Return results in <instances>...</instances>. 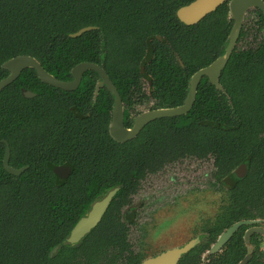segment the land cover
Returning a JSON list of instances; mask_svg holds the SVG:
<instances>
[{"label":"trees","instance_id":"1","mask_svg":"<svg viewBox=\"0 0 264 264\" xmlns=\"http://www.w3.org/2000/svg\"><path fill=\"white\" fill-rule=\"evenodd\" d=\"M192 1L0 0V80L8 75L2 64L18 55L35 58L60 81L70 80V70L79 63H98L113 75L112 79L117 76L119 91L125 86L122 78L127 79V73L139 74V67L143 66L161 86L174 89L170 92L175 93L179 88L182 100L188 84L181 80L175 56L184 64L182 70L189 79L223 53L233 25L227 18L228 1L195 25L182 24L176 11ZM251 13L256 20L243 24L237 44L221 72L219 82L224 91H217L204 77L187 115L157 120L131 142L114 143L117 148L102 158V168H107V173L90 175L74 168L72 175L62 181L53 175V164L39 172L29 169L18 182L1 166L4 147L0 143V264L138 263L128 253L119 208L127 203V193L134 191L135 178L142 176L147 158L154 155L156 164L160 165L184 152L193 153V146L198 145V150L214 145L219 146L218 150L215 148L217 151L223 152L222 146L234 143L240 136V131L231 129L247 126L243 123L248 118L262 120L264 17L257 9ZM86 27L95 29L76 38L69 37ZM169 67H173L172 72H168ZM21 89L37 91V98H23ZM57 93L40 82L33 69L23 71L0 91V139L18 144L19 128L34 119L48 103L55 106L59 100ZM68 101L61 103L65 104V110ZM178 105L180 100L169 107ZM109 106L110 101L102 100L95 110L97 117L81 119L89 124L94 118L98 125L94 129L98 140H93L92 147L103 139L112 143L107 135ZM101 107L105 108L101 110ZM148 139L150 144L145 146ZM97 149L93 148L92 152ZM15 152L16 148H11L12 155ZM88 165L89 162L82 167ZM115 166L117 171H112ZM117 185L121 189L98 227L79 247H65L67 243L62 246L89 204ZM57 245L62 247L57 255L49 258L50 250Z\"/></svg>","mask_w":264,"mask_h":264},{"label":"flooded vegetation","instance_id":"2","mask_svg":"<svg viewBox=\"0 0 264 264\" xmlns=\"http://www.w3.org/2000/svg\"><path fill=\"white\" fill-rule=\"evenodd\" d=\"M253 11L254 9H251L247 12L248 18L245 15L243 24L256 20L254 13H251ZM175 60L178 68H180L181 80L186 81L188 84L191 76L200 69L195 71L188 79L185 71L182 70L184 64L177 56H175ZM93 64H96L105 72L111 84L115 87L122 103L123 126L126 129H131L140 115L177 107H169V105L179 100L180 105H182L187 97L185 88V96L181 100L182 91L179 88L175 93L170 92L174 89L167 90V86H161L157 83L155 76H152L143 66L139 67V74L127 73V79L122 78L125 86L120 89L122 92V95H120L117 76L112 79L113 75L111 76V73L105 67L98 63ZM25 70L27 69L22 70L21 73ZM172 71L173 67H169L168 72ZM68 81H72V76ZM101 82L102 80L97 72L87 70L82 73L78 86L73 90H61L49 86L58 91L57 97L59 96V100H56L55 106L48 103L37 112L34 119L31 118L28 124L19 128L16 134L18 144L0 139V143L4 147L1 157L3 170L11 175L4 169V159L8 148V165L14 169L24 168L19 175H11L18 182L21 180L22 174L29 169L39 172L40 169L43 170V168L53 164V175L62 181L67 180L72 175L74 168L78 169L79 172H89L90 175H99L102 171L107 173L108 169L102 168V158L111 153L112 149L117 148L115 144L124 145L129 143L136 139L151 123L160 119H168L160 118L148 122L133 139L123 143H118L110 137L108 132L109 121L107 135L112 143L102 138L103 140L100 139L102 142L99 141L98 146L92 147L93 140H98V134L94 132L98 125L94 122V118H91L89 124L81 119L90 116L97 117L98 113L95 110L102 103V100L110 101L109 116L111 119L114 104L112 94L106 86L100 84ZM169 84L171 83L169 82ZM159 86L162 88L159 89ZM20 91L21 95L23 91L33 94L31 97L22 95L25 99H36L38 95L37 91L32 92L27 89H21ZM217 91L223 92L224 89L223 91ZM66 100H69L67 110L64 108L65 104L61 105ZM104 108L101 107V110ZM245 117L248 118L247 115ZM71 119H73V122H71ZM235 119L238 121L237 118ZM243 124L247 126L239 130L231 129L233 132L240 131V136L237 138L238 140L236 139V143L222 146L223 149L225 148L223 152L217 151L219 146L214 145L202 147L198 150V145L193 146L195 148L193 153L191 151L190 153L184 152L181 156L173 160H165L160 165L156 164L154 155L147 158L148 161L146 160L143 164L142 176L135 178L134 191L127 193V203L119 208V217L126 229L128 253L138 261V263L132 262L131 264H143L173 251H177L178 255L169 264H264V113L262 120L248 118V121L245 120ZM147 141L148 144L145 143V146L150 144L149 139ZM11 145L17 151L13 155ZM93 148L99 149L92 152ZM87 162H89V165L82 167ZM175 164H181L182 173L188 171L191 180L189 179V183L186 184L189 187L186 188L176 185L173 179L167 181L162 177L160 180L163 189L165 191L169 190L170 195H174L176 198L171 203V206L175 208L171 209L174 211L171 218L173 220L177 219L178 223L175 224L174 235H170L171 233H167V231L171 232V229L168 230L167 228L170 224L169 220L163 219L160 224L149 219L146 223L137 224V209L140 204L135 205L133 198L138 194L144 181L162 174L168 167ZM58 168L67 169L68 174L56 173ZM111 170L117 171L116 166L114 170ZM90 175H87V178ZM178 184H181V182L179 181ZM115 187L119 189L112 197L100 220L89 233L98 227L109 210L113 198L121 189L120 185ZM93 203L89 204V209ZM89 209L84 211L78 221L88 213ZM188 220L191 221L189 229L184 230V222ZM132 231L139 232L138 238H143V241H131ZM89 233L77 245L68 244L65 247H79L81 241ZM69 234L64 239L62 246L67 243L66 240ZM224 236L225 239L223 240ZM160 241L163 244L156 245L154 243ZM62 246H54L49 252V258L57 255ZM147 248L149 251H147ZM54 249L56 250L54 251Z\"/></svg>","mask_w":264,"mask_h":264},{"label":"water","instance_id":"3","mask_svg":"<svg viewBox=\"0 0 264 264\" xmlns=\"http://www.w3.org/2000/svg\"><path fill=\"white\" fill-rule=\"evenodd\" d=\"M228 1V2H227ZM227 2L228 5V19L233 21V25L229 32L226 40V44L223 49V53L217 57L208 66L198 70L194 73L188 81L187 97L182 103V105L161 109L157 111H152L149 113H144L140 115L131 129H126L123 126V112L122 103L120 97L111 84L105 72L93 63H79L71 70L72 81H60L50 75L40 63L33 57L26 55H18L16 57L10 58L2 64V69L8 71V75L0 80V91L5 87L12 84L20 75L21 71L24 69H33L36 73L37 78L44 84L58 88L61 90H73L75 89L81 79L82 73L87 70H92L100 75L102 86H106L114 98L113 110L111 113V119L108 126V132L110 137L118 142L123 143L127 140L133 139L141 130V128L148 122H151L160 118H173L182 115H186L192 108L195 101V96L197 92V86L203 77H206L210 84H212L217 90L223 91L218 80L222 70L225 68L236 44L238 37L241 32V28L244 22L245 15L251 9L259 10L264 17V1L263 0H194L191 3L178 8L176 11V17L178 20L185 25H194L198 23L208 14L215 11L220 5ZM94 27H86L80 29L76 33L70 34V38H76L81 36L87 31L94 30ZM261 36L264 40V29L261 31ZM97 89V88H96ZM22 95L24 97H31L28 91H23ZM8 154L9 150L7 148L6 155L4 159V169L11 175H19L23 169H14L8 165ZM56 173L65 175L68 174V170L64 168H58ZM115 187L108 192H106L101 198L97 199L90 207L88 213L82 217L71 230L69 237L66 242L69 245H77V243L96 225L100 220L101 216L108 207L112 197L118 190ZM225 239V236L222 238ZM56 249H54L55 251ZM180 254V253H179ZM178 255L177 251L169 252L160 258L144 262L143 264H169L173 262Z\"/></svg>","mask_w":264,"mask_h":264},{"label":"rangeland","instance_id":"4","mask_svg":"<svg viewBox=\"0 0 264 264\" xmlns=\"http://www.w3.org/2000/svg\"><path fill=\"white\" fill-rule=\"evenodd\" d=\"M248 41L251 42V38L248 39ZM188 169L190 168L188 167ZM162 177L167 181L169 179H173V182H176V185H181L183 188L189 187L186 184L189 183V179L191 180L188 171L182 173L181 164H175L168 167L167 170L164 171L162 174H158L156 177L144 181L138 194H136L133 198V202L135 205L140 204V207L137 209L138 217L136 219V223L143 224L146 223L149 219H152L154 223L161 224L162 220L166 219L170 221V224L167 228L168 230L171 229V232L167 231V233H171L170 235H174L175 224L178 223V221L177 219L173 220V218H171L172 214L174 213V211H172L171 209H175L173 206H171V203H173L176 198L174 197V195H170V193L168 192L169 190L165 191L163 189L161 183L162 181H160ZM179 181L181 182V184H178ZM176 185L174 186L176 187ZM190 223L191 221L189 220L187 222H184L183 229H189ZM138 234L139 232L132 231L130 236L131 241H143V238H138ZM154 243L156 245L163 244V242L161 241ZM147 251H149V249Z\"/></svg>","mask_w":264,"mask_h":264}]
</instances>
